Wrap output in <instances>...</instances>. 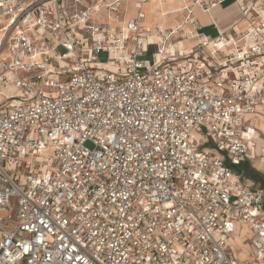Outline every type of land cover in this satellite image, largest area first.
<instances>
[{
  "label": "built area",
  "instance_id": "obj_1",
  "mask_svg": "<svg viewBox=\"0 0 264 264\" xmlns=\"http://www.w3.org/2000/svg\"><path fill=\"white\" fill-rule=\"evenodd\" d=\"M147 1L0 0V264H264V188L233 170L264 113V0L188 48L152 43Z\"/></svg>",
  "mask_w": 264,
  "mask_h": 264
},
{
  "label": "crops",
  "instance_id": "obj_2",
  "mask_svg": "<svg viewBox=\"0 0 264 264\" xmlns=\"http://www.w3.org/2000/svg\"><path fill=\"white\" fill-rule=\"evenodd\" d=\"M151 1L154 3L153 6L156 12L155 23L149 22L148 19L145 20V16H146L145 6L149 5ZM154 1L155 0H148L142 6V11L144 12V20L142 23L143 31L147 36L151 37L152 41L154 40V42H159L161 39V33L158 31L157 29L158 27L162 31L167 32V33L172 30H175V33H173L170 37L171 39L169 41L170 43L169 48L172 47L171 44L172 42H175V41H177L179 45L184 46L186 48L192 46L197 41V38L193 36L194 32H197L198 34L204 35V36H215L218 32L225 31L233 26L237 27L238 29H241L244 26V23L240 20V12L234 0H225L221 4H218L215 7L210 8L207 11H204L199 4H196L201 7L203 12H210L211 10H213V12L208 17L209 19L208 22L202 25L192 15V11L196 5H194L192 7V10L189 12V9L187 8V6H189L190 3L188 2V0H177V1L173 0L174 2H169V0H164L165 2L163 0H161L160 2H154ZM206 1H209V0H202L203 3ZM124 3H132V5L135 8L132 14L127 13L125 9V16L128 18L134 15L137 10V7L135 6V1H125ZM124 3L121 2V7L123 6ZM160 3L162 7L159 6ZM183 3H184L185 9L182 7ZM164 4H167V7H164ZM159 7H161V11H159L158 9ZM173 7L175 8L178 7V9H181V10L174 11L175 8L172 9ZM171 15L172 16L178 15L180 18L174 23H169L166 20ZM186 36L188 37L186 38ZM154 51H155V47H154ZM152 59H153V56H152ZM6 95H9V94L4 93V88L0 87V104L5 101ZM258 118L264 119V113L256 114L248 118L249 125L251 126V133H250L249 138L247 139L249 150H248V153L245 159H250L252 153L254 157L257 154V151H255L256 149L254 148L255 141L252 137L255 135V132L257 129L256 127L259 125V124L256 125L258 122L257 120ZM250 139H253L252 140V143H254L253 148L250 147V144H249ZM259 159H261V157ZM258 165H261V164L258 162ZM233 170L235 173H238L241 178V172L234 169V167H233ZM241 182L244 183L243 181ZM246 185L251 186V187H256L251 184H246ZM258 187H261V186H258Z\"/></svg>",
  "mask_w": 264,
  "mask_h": 264
},
{
  "label": "rangeland",
  "instance_id": "obj_3",
  "mask_svg": "<svg viewBox=\"0 0 264 264\" xmlns=\"http://www.w3.org/2000/svg\"><path fill=\"white\" fill-rule=\"evenodd\" d=\"M160 1L161 0H155L154 2H160ZM229 2H231V1H229ZM122 3H124V2H122ZM153 5H154V3L151 1L149 5L145 6V12H147V14L145 16V20L148 19L149 22L155 23V21H156V19H155L156 12H155V9H154ZM164 7H167V4H164ZM124 9H126L127 13L132 14L134 12L135 8L132 5V3H124L123 6L121 7V11H120V13H121L120 14V19H122V20H123V16H122L123 12L122 11ZM212 12H213V10H211L210 12H203L201 7L199 5H196L194 7L193 11H192V15L202 25V24H205V23L208 22V20H209L208 17L210 16V14ZM99 16L102 17V18L105 17V12L101 11L99 13ZM162 17H164V16H162ZM179 18L180 17L178 15H174V16L171 15V16H169L167 18L166 21L169 22V23H174L175 21L179 20ZM148 38L150 40H152L150 36H148ZM153 42H154V40L152 41V43ZM152 45L153 44H151L150 47L146 49V53L141 57V59H146L149 62H152V60H153L152 59V53L154 52V47ZM107 55H108L107 52L101 51V52L98 53L97 58H98L99 61L104 62L108 58ZM14 91H15V89H13L11 87L4 88V93H6V94H10V93L13 94ZM257 120H258V122H257L256 125L264 124V119L258 118ZM199 132H201V131H199ZM255 135H256V133H255ZM255 135L252 137L254 139V141L256 140L255 139ZM196 137L199 140H202V138H203L201 135L199 136L197 133H196ZM262 137L264 138V136H262ZM205 145L206 146H211L210 143H206ZM86 146L91 148V144L88 143V142L86 143ZM41 155H46L47 156L44 159V161H47V159L49 157H51V155L49 154V149L44 150ZM260 157L264 158V154H262V156H260ZM260 157H258L256 155L254 157V155L252 153L250 159H243L240 163L248 164L251 168L256 170L258 176L263 179L264 178V161L262 162L263 167H261V165H258ZM251 177L252 176H250L249 174L241 172L240 180L243 181L246 184H251V185H254V186L264 187V185H262L264 183L261 180H254ZM234 228H235V230L233 232L232 241H230V249L235 254L236 258L239 259V260L250 259V261H255L254 260L255 259L254 255L252 254V249H251V247H250V245L248 243V239H249L248 230L246 229L245 226H243L238 221L234 222Z\"/></svg>",
  "mask_w": 264,
  "mask_h": 264
},
{
  "label": "bare ground",
  "instance_id": "obj_4",
  "mask_svg": "<svg viewBox=\"0 0 264 264\" xmlns=\"http://www.w3.org/2000/svg\"><path fill=\"white\" fill-rule=\"evenodd\" d=\"M177 1V0H176ZM169 2H174L173 0H169ZM159 6H161V3H160V5ZM156 7V6H155ZM162 7V6H161ZM161 7H159L158 9H159V11H161ZM182 7L185 9V7H184V3L182 4ZM175 7H173L172 9H174ZM181 8V7H180ZM178 11V10H181V9H178V7H176L175 9H174V11ZM146 14H147V12H146ZM166 15V14H165ZM185 21V20H184ZM257 129H256V135H255V146H254V148L256 149L255 151H257V156H262V154H264V138L262 137L263 135H264V124H259L257 127H256ZM258 134V135H257ZM261 135V136H260ZM249 144H250V147H252L253 148V144L254 143H252V139H250V141H249ZM264 161V158H261V159H259V163L261 164V166L263 167V164H262V162ZM232 241V240H231Z\"/></svg>",
  "mask_w": 264,
  "mask_h": 264
},
{
  "label": "trees",
  "instance_id": "obj_5",
  "mask_svg": "<svg viewBox=\"0 0 264 264\" xmlns=\"http://www.w3.org/2000/svg\"><path fill=\"white\" fill-rule=\"evenodd\" d=\"M234 169H236L237 171L240 172H244L246 174H249L250 176H252L251 178H253L254 180H261L264 183V178H260L256 172V170H254L253 168H251L248 164H243V163H239L238 165L233 166ZM264 185V184H262Z\"/></svg>",
  "mask_w": 264,
  "mask_h": 264
}]
</instances>
